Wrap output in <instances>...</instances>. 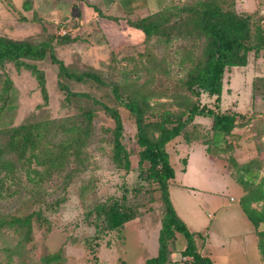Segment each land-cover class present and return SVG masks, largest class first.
<instances>
[{"label":"rangeland","instance_id":"rangeland-1","mask_svg":"<svg viewBox=\"0 0 264 264\" xmlns=\"http://www.w3.org/2000/svg\"><path fill=\"white\" fill-rule=\"evenodd\" d=\"M210 1L248 13L264 28V11L238 8V0H170L162 7L155 0H0V38L33 46L49 42L68 69L95 73L103 81L60 77L48 55L22 58L28 67L0 62V90L4 79L10 81L9 98L0 107V128L29 126L41 135L38 146L55 144L69 151L58 166H51L44 157L18 158L15 177L3 179L8 190L0 199V213L39 210L43 220L33 217L27 241L24 230L0 227V264H144L157 254L164 215L160 189L148 178V163L138 164L134 119L115 98L111 84L117 85L122 99L141 104L146 121H160L167 114L174 119L193 103L215 107L214 97L197 87L192 92L185 85L189 72L206 58L209 35L193 19ZM248 56L252 61L230 68L231 89L222 93V110L243 113L237 115L235 127L216 133L209 129L211 119L197 116L165 149L178 171L186 151L180 146L182 140L186 145H207L211 154L226 162L240 185V200L254 194L247 207L259 212L264 209V191L260 198L255 193L258 188L264 190V116H258L257 110L264 104L253 94H264V85L251 87L245 79L254 70L250 63L262 64L264 57L254 51ZM31 67L42 74L43 92ZM101 104L121 116L120 142L127 167L122 152L119 159L115 156L114 122ZM86 112L91 113L90 123ZM148 134L156 138L157 128L150 127ZM199 180L198 173L187 182L200 187ZM202 194L197 191L196 197ZM114 200L132 209L135 217L121 228L108 229L97 206ZM206 228L212 232L209 220ZM178 237L168 241L175 252L186 244L183 236ZM177 257L187 262L182 255Z\"/></svg>","mask_w":264,"mask_h":264},{"label":"trees","instance_id":"trees-1","mask_svg":"<svg viewBox=\"0 0 264 264\" xmlns=\"http://www.w3.org/2000/svg\"><path fill=\"white\" fill-rule=\"evenodd\" d=\"M193 20L198 29L209 35L210 40L205 60L197 64L189 72L185 85L192 92H195L194 88L197 87L201 91L206 92L208 96L214 97L216 102L215 107L198 106L193 103L185 109L184 113H180L174 119L167 114L160 121H146L141 104L136 99H122L117 85L111 84L115 98L128 110L134 119L136 127L135 138L139 147L138 164L141 166L144 162L148 163L146 169L148 178L157 183L164 205V215L158 233L157 255L147 258L144 264H167L169 254L168 241L175 239L176 234H180L186 240V246L182 251V255L191 258L189 264H212L208 258L202 257L196 251L194 234L188 230L186 224L177 216L169 198L168 182L174 178V169L170 163L165 145L172 139L182 135L185 127L197 116L211 119L209 129L216 133H227L235 127L236 118L239 113L221 112L219 110L224 71L226 68L245 65L247 53L250 51H254L255 55L258 54V57H264V28H261L259 24L252 21L250 14L245 12L238 13L232 8H221L217 3L210 1L202 10L196 12ZM260 52L262 55H259ZM47 55L53 63L57 64L58 75L60 77L76 81L90 79L96 83L103 84L102 79L95 73H76L68 69L53 54L49 42L33 46L27 42L0 38V62L9 60L14 61L16 65L28 67V65L21 61L22 58L43 59ZM31 70L36 74L43 92L44 81L41 72L35 67H31ZM9 91L10 81L6 78L0 90V107L7 102ZM68 94L76 97L87 96L83 93L75 92H68ZM101 105L114 122L112 135L115 156L119 159L122 152L124 165L127 167L129 164L127 154L120 142L123 131L121 116L116 109L104 104ZM84 115L87 122L90 123L91 113L86 112ZM183 115L185 118L182 117ZM153 126L158 131L156 138H152L148 134L149 128ZM84 133H88L87 128H84ZM41 139V135L34 134L29 126L19 125L0 128V199L4 197V194L8 190L3 185V179H13L15 177L18 168V158L29 161L30 155L35 159H39L40 157L42 159L44 157L51 166H58L60 165V161L69 153L64 147L56 146L55 144L50 145L48 148L43 145L38 146ZM205 146L207 152L211 154L208 146ZM35 149H37L36 153L34 152ZM258 189L259 191L255 194L260 198L259 194L264 190L263 188ZM244 198L240 200L241 207L256 230L258 249L260 255L263 254L264 256V209L259 212L248 209L247 205L252 198H255L254 194L245 195ZM97 213L98 215H104L105 224L108 229L121 228L126 222L135 217L132 209L122 206L116 200L110 204L103 203L97 206ZM33 217L36 221L43 220L39 210L29 214L19 213L17 215L0 213V227L14 226L19 231L24 230V240L27 241L30 239Z\"/></svg>","mask_w":264,"mask_h":264},{"label":"crops","instance_id":"crops-1","mask_svg":"<svg viewBox=\"0 0 264 264\" xmlns=\"http://www.w3.org/2000/svg\"><path fill=\"white\" fill-rule=\"evenodd\" d=\"M168 1L170 0H155V4L157 7H162ZM237 6L248 12L257 11L258 9L264 11V0H238ZM249 58L251 59L248 56L247 60H250ZM250 66L254 70H249L251 75L250 78L245 79L246 83L251 87L256 83L264 85V63L254 65L251 62ZM230 70V68H226L224 71L219 110L240 114L241 112L235 110H222L220 108L222 93L231 89ZM225 72H227L226 80ZM253 95L262 99L261 102L264 104V94H260V96L259 94ZM257 115L264 116V106L257 110ZM177 140L180 141V139L175 141L179 142ZM180 146L183 151L186 150L181 159L184 164L179 167V162L176 160L178 171L172 166L174 178L168 182V192L177 216L186 224L188 230L194 234L196 251L202 257L208 258L212 264H262L256 230L240 204L242 189L231 176L226 162L209 154L204 144L186 145V142L182 140ZM184 146H187V148L184 149ZM198 173L200 187L187 182V179L194 178ZM173 187L176 189H172ZM197 191L203 192L199 199L196 197ZM208 220L212 222V232L206 228ZM181 237V235L178 237L179 240ZM212 239L213 244L211 243ZM185 246H181L180 252L171 249L168 264H189L190 257L182 255ZM169 247L168 243V249L170 250ZM181 255V259L187 258V262L180 261V257L177 256Z\"/></svg>","mask_w":264,"mask_h":264},{"label":"built area","instance_id":"built-area-1","mask_svg":"<svg viewBox=\"0 0 264 264\" xmlns=\"http://www.w3.org/2000/svg\"><path fill=\"white\" fill-rule=\"evenodd\" d=\"M190 260H191V258H190Z\"/></svg>","mask_w":264,"mask_h":264}]
</instances>
